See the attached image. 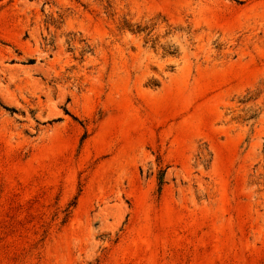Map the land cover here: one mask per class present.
Masks as SVG:
<instances>
[{
    "label": "rangeland",
    "instance_id": "rangeland-1",
    "mask_svg": "<svg viewBox=\"0 0 264 264\" xmlns=\"http://www.w3.org/2000/svg\"><path fill=\"white\" fill-rule=\"evenodd\" d=\"M0 264H264V0H0Z\"/></svg>",
    "mask_w": 264,
    "mask_h": 264
}]
</instances>
